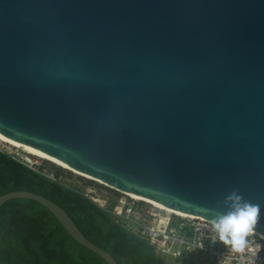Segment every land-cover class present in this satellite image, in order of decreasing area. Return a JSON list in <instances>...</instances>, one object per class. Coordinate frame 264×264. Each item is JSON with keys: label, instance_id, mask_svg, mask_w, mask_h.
<instances>
[{"label": "water", "instance_id": "95a60500", "mask_svg": "<svg viewBox=\"0 0 264 264\" xmlns=\"http://www.w3.org/2000/svg\"><path fill=\"white\" fill-rule=\"evenodd\" d=\"M0 135L209 222L238 189L264 236V0H0Z\"/></svg>", "mask_w": 264, "mask_h": 264}, {"label": "trees", "instance_id": "16d2710c", "mask_svg": "<svg viewBox=\"0 0 264 264\" xmlns=\"http://www.w3.org/2000/svg\"><path fill=\"white\" fill-rule=\"evenodd\" d=\"M72 173L48 161L29 167L0 150V196L28 191L59 205L81 233L107 251L117 264H184L170 262L147 241L128 231L68 182ZM82 179V177H76ZM84 185L100 186L91 180ZM110 202L109 206H114ZM0 264H106L75 242L42 205L12 199L0 207Z\"/></svg>", "mask_w": 264, "mask_h": 264}, {"label": "built area", "instance_id": "2783aa9c", "mask_svg": "<svg viewBox=\"0 0 264 264\" xmlns=\"http://www.w3.org/2000/svg\"><path fill=\"white\" fill-rule=\"evenodd\" d=\"M29 167L28 159H20ZM85 196L128 231L147 241L170 262L184 264H264V236L255 233L249 237V247L236 252L217 239L211 222L198 217H180L167 213L139 211L142 201L129 198L119 200L110 207L106 201L100 204L91 192ZM104 202V201H103ZM258 252V254H257Z\"/></svg>", "mask_w": 264, "mask_h": 264}, {"label": "clouds", "instance_id": "9594fccd", "mask_svg": "<svg viewBox=\"0 0 264 264\" xmlns=\"http://www.w3.org/2000/svg\"><path fill=\"white\" fill-rule=\"evenodd\" d=\"M223 205L227 210L214 212L212 228L220 242L233 251L243 253L260 222V205L245 200L238 189L225 196Z\"/></svg>", "mask_w": 264, "mask_h": 264}, {"label": "rangeland", "instance_id": "374dc122", "mask_svg": "<svg viewBox=\"0 0 264 264\" xmlns=\"http://www.w3.org/2000/svg\"><path fill=\"white\" fill-rule=\"evenodd\" d=\"M0 150L5 151V152L12 154L14 156H18L20 159L21 158L22 159H28L33 164H39L43 161H47V160L32 156L29 153H27L26 151H24L23 149L15 148V147L10 146L8 144H5L1 141H0ZM48 162H50V161H48ZM56 166H58V165H56ZM71 173L73 176L71 179L68 180V182L72 183L73 185L78 186L85 193L91 192V194L94 197H97L100 204H104L106 201V204L108 203V205H109L110 202H118L119 200L129 201V198H132L131 196H129L127 194L124 195V194L118 193V192L111 190V189H109V188H107V187H105L99 183H96V182L95 183L100 185V186H96V185H93L91 187L85 186L83 180H85L86 178L82 177L83 180H81V179L76 178L77 176L78 177H81V176H79L73 172H71ZM133 199H135V198H133ZM136 200H138V199H136ZM139 201H141V200H139ZM139 211L156 212V213H160V215H162V216H166L167 213H169L167 211H160V210L156 209L154 206H152L149 203H146L144 201H142L139 204ZM166 260H168V259H166Z\"/></svg>", "mask_w": 264, "mask_h": 264}, {"label": "bare ground", "instance_id": "6f19581e", "mask_svg": "<svg viewBox=\"0 0 264 264\" xmlns=\"http://www.w3.org/2000/svg\"><path fill=\"white\" fill-rule=\"evenodd\" d=\"M0 141L3 142V143H5V144H8V145H10V146H13V147H15V148L23 149L24 151H26L27 153H29V154L32 155V156H35V157H38V158H40V159H44V160L50 161V162H52V163H54V164H56V165H58V166H62V167L65 168V166H64L63 164H61L60 162H58V161H56V160H54V159H51V158H49V157H47V156H44V155H42V154H40V153H37V152H35V151H33V150H30V149H28V148H25V147H23V146H21V145L15 143V142H13V141L7 139V138H5V137H3V136H1V135H0ZM127 195L131 196L132 198H135V199H138V200L144 201V202H146V203H149L150 205L154 206L156 209H158V210H160V211H167V212H169V214H174V215H176V216H180V217H187V218H189V217H193V216H190V215H187V214H183V213H179V212L171 211V210H169V209H166V208L162 207V206L159 205V204L153 203V202L148 201V200H145V199H143V198H140V197H137V196H134V195H131V194H127ZM259 235H260V234H259Z\"/></svg>", "mask_w": 264, "mask_h": 264}]
</instances>
